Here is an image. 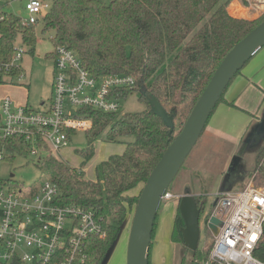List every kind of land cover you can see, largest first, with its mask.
Returning a JSON list of instances; mask_svg holds the SVG:
<instances>
[{
  "label": "trees",
  "instance_id": "trees-1",
  "mask_svg": "<svg viewBox=\"0 0 264 264\" xmlns=\"http://www.w3.org/2000/svg\"><path fill=\"white\" fill-rule=\"evenodd\" d=\"M44 1L49 2L51 8L40 23L31 28L23 27L18 16L3 13L6 17L0 21L3 61L11 60L22 27L26 29V38L23 36L22 40L34 53L38 45L34 27L42 24L40 32L52 34L50 40L54 48L64 45L75 51L96 78L133 76L136 86L119 92V98L126 99L138 90L139 99L146 105L143 112L127 114L116 124L113 121L119 113H102L89 108L82 111L93 122L88 147L80 152L85 162L94 157V142L108 126H112L106 137L108 143L120 142L122 137L134 138L126 143L122 155L110 157L97 168L96 181H86L78 168L53 157L41 161L43 181L58 185L61 203L93 209L102 219L107 237L90 240L87 264H103L138 203L139 196L129 194L146 183L178 135V123L184 126L221 62L264 21V13L256 20L234 17L228 11L232 0H113L109 4L101 0ZM51 55L55 59V50ZM18 74L20 69H15L13 75ZM224 95L219 104L224 102ZM153 98L174 117L173 132L153 112ZM0 146L9 152L5 160L29 154V147L21 140L6 141ZM237 152L247 157L244 142ZM256 157L258 166L254 171H261L256 179L264 181L261 166L264 141ZM7 183L14 188L20 186L13 180ZM195 196L201 208V221L207 222L215 205L207 209L204 197ZM183 226L178 213L171 234L173 241L183 242L180 232ZM156 228L157 221L153 238ZM210 251L211 247L199 249L190 264H203ZM255 257L264 262V240L255 251ZM187 258H182L181 264H189Z\"/></svg>",
  "mask_w": 264,
  "mask_h": 264
},
{
  "label": "built area",
  "instance_id": "built-area-1",
  "mask_svg": "<svg viewBox=\"0 0 264 264\" xmlns=\"http://www.w3.org/2000/svg\"><path fill=\"white\" fill-rule=\"evenodd\" d=\"M254 3L264 7V0ZM50 8L47 1L27 0L25 15L18 14L22 26L38 25ZM3 13L0 9V21L6 18ZM24 53L15 44L11 60L4 62L0 47L1 82L23 76L24 70L17 64ZM55 53L49 106L43 103V109L35 111L10 97L0 105V143L21 140L29 147V155L40 156V162L68 147L77 131L92 129L93 122L83 110L119 113L123 100L119 92L136 86L130 75L96 78L67 46H57ZM15 69L20 74L13 75ZM8 153L0 146V161ZM217 197L214 214L222 226L203 264H264L255 257L264 240V187L250 183L243 190L218 193ZM173 198L167 193L163 202ZM102 222L93 209L61 203L59 187L50 180L35 189L0 183V264H87L90 240L107 237Z\"/></svg>",
  "mask_w": 264,
  "mask_h": 264
},
{
  "label": "rangeland",
  "instance_id": "rangeland-1",
  "mask_svg": "<svg viewBox=\"0 0 264 264\" xmlns=\"http://www.w3.org/2000/svg\"><path fill=\"white\" fill-rule=\"evenodd\" d=\"M26 1L27 0H0V9L16 16L22 13V16H24V5ZM101 1L105 4H109L113 0ZM234 4L242 9V12L237 15L247 17L244 19L256 20L264 13V7L258 6L254 3V0H232L228 9L229 13L234 11V8L231 10ZM231 15L234 16V14ZM249 16L250 18H248ZM42 28V24L34 27L36 34H38V45L34 53H31L30 47L21 40L23 36L26 38L24 34L26 29L22 27L21 31H19L21 35H19L15 44L25 52L22 60L17 64L24 70L23 76L13 79L4 78L3 82L0 84V101L10 97L16 104H28L30 108L35 111L42 110L43 103L49 106L55 77L54 59L51 54L54 52L55 48L50 40L52 34H42L40 32ZM139 95L137 90V92H133L128 98L120 102L121 109L118 117L113 121V124L121 121L127 114L140 113L146 110V105L141 102ZM219 115L220 110L217 116ZM217 116L214 118V123L219 121ZM258 116L259 119L256 120L253 125L249 126V131L245 132L241 138L248 152V155H246L247 157H242L248 175L237 190H243L250 183H253L256 187H264V181H258L256 179V176L261 175V171H254L258 166V163H256V156L259 151V146L264 141V110L261 111ZM222 120H224L222 123L225 124V127H232V122L230 120L227 118H223ZM240 125L241 123H238L236 126L232 127V133L228 134L230 137H213L210 133L212 132L211 124L207 125L203 131L199 141L186 159L179 174L170 187V193L173 194L174 198L164 201L159 210L157 228L151 246V264H181V259L184 257L187 258L188 254L183 242L173 241L171 239L174 220L179 213L178 201L185 191L188 190L203 196L206 200L207 209L211 205L217 204L218 197L216 192L224 184L222 183L223 179L226 180L225 174L226 172L228 173L227 169H229L230 166V164L228 166L226 160L229 158L230 152H233L237 140L239 141ZM111 127L112 126H108L103 134L94 142L95 155L88 162H85L80 152L88 147V133L92 132L93 129L87 132L79 130L74 133L68 147L63 148L52 157L66 163L72 168H78V170L84 174V179L86 181H96L97 168L103 162L108 161L110 157L122 155L126 150V143L134 141L133 137H122L120 142L108 143L106 137L108 131H111ZM182 128L183 124L178 123L177 134L180 133ZM255 128H260L261 133L257 135V139H250L251 133ZM237 151L238 150L235 148V152ZM236 154L239 153L237 152ZM43 165L44 164L40 162V156H31L29 154L25 157L13 156L12 159L0 161V183L6 184L8 180H13L21 187L38 188L45 178L42 169ZM261 166L264 169V159ZM144 185L145 184H142L129 195H133L134 197L140 196ZM135 209L136 205L132 214L128 216V221L127 223L125 222L116 243L109 251L104 264H127L129 235ZM201 229L202 236L199 249H208L211 247L214 238L207 230L205 219L202 220ZM187 260L189 264L192 263L189 256Z\"/></svg>",
  "mask_w": 264,
  "mask_h": 264
},
{
  "label": "water",
  "instance_id": "water-1",
  "mask_svg": "<svg viewBox=\"0 0 264 264\" xmlns=\"http://www.w3.org/2000/svg\"><path fill=\"white\" fill-rule=\"evenodd\" d=\"M262 48H264V21L237 43L221 62L181 132L169 145L146 181L132 220L127 264H150L155 223L165 195L199 141L231 82ZM151 106L153 112L160 116L173 132L175 128L174 117L167 113L157 98L152 99ZM244 164L241 157H235L229 166L226 180L230 175L244 168ZM178 211L184 222V226L180 229L183 244L189 258L194 259L200 247L202 229L201 208L192 192L186 190L180 197ZM221 226L222 221L213 214L207 224L213 237L219 234Z\"/></svg>",
  "mask_w": 264,
  "mask_h": 264
},
{
  "label": "crops",
  "instance_id": "crops-1",
  "mask_svg": "<svg viewBox=\"0 0 264 264\" xmlns=\"http://www.w3.org/2000/svg\"><path fill=\"white\" fill-rule=\"evenodd\" d=\"M233 8L234 11L230 12L231 14H234V16L238 18H247L243 15H237L238 13L240 14L242 12L241 11L242 9L240 7L234 4L231 10H233ZM248 18H250V16ZM1 101H0V105H1ZM221 103H220L221 105H218L216 107L209 121V124L212 125L211 126L212 132L210 131L209 132L215 138H221L223 136L230 137L228 134L232 133V127L236 126L238 123H241L240 125L241 127H239V131H240L239 141L237 140V142L235 143V148L238 150V147L242 143L241 138L243 137V134L249 131L250 129L249 126L253 125V123L259 119L258 116L259 113L264 110V48H262L245 65V67L241 71V74H239L232 81V83L225 92L224 102ZM219 110H220V115L217 116ZM215 116H217L219 120L216 123H214ZM223 118H227L228 120H230L232 122L231 124L232 127H228V128L225 127V124L222 123V121H224L222 120ZM259 133H261V129L255 128L251 133L252 135L250 139L251 138L257 139L258 138L257 135ZM235 148H233V152H230L229 158L228 159L226 158L227 159L226 162H228L227 163L228 166L229 164H231L232 160L235 157H241L238 154H236L237 152H235ZM225 175H227V172ZM246 176H247V171L244 167L237 173L230 175V177L227 180L223 179L222 183L224 184L216 192V194L227 192L229 190L234 192L240 191V189L239 190L237 189L241 185V183H243V181L246 179ZM193 194L197 195L198 193H193Z\"/></svg>",
  "mask_w": 264,
  "mask_h": 264
},
{
  "label": "flooded vegetation",
  "instance_id": "flooded-vegetation-1",
  "mask_svg": "<svg viewBox=\"0 0 264 264\" xmlns=\"http://www.w3.org/2000/svg\"><path fill=\"white\" fill-rule=\"evenodd\" d=\"M215 209H216V207H215ZM215 209H214L212 215L215 213ZM212 215H211V216H212ZM201 226H202V221H201ZM206 227H207V226H206ZM207 230H209V229L207 228ZM209 233H211L210 230H209Z\"/></svg>",
  "mask_w": 264,
  "mask_h": 264
}]
</instances>
